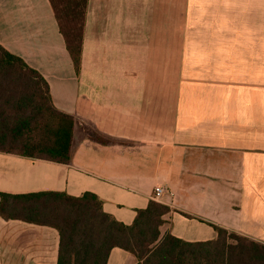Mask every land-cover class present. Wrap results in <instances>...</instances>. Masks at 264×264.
<instances>
[{"label":"crops","instance_id":"0c3cea01","mask_svg":"<svg viewBox=\"0 0 264 264\" xmlns=\"http://www.w3.org/2000/svg\"><path fill=\"white\" fill-rule=\"evenodd\" d=\"M0 44L82 134L68 163L0 151V191L91 192L124 224L155 200L160 237L264 243V0H86L77 69L48 0H0ZM58 246L0 216V264H56ZM135 263L120 247L106 262Z\"/></svg>","mask_w":264,"mask_h":264},{"label":"trees","instance_id":"16d2710c","mask_svg":"<svg viewBox=\"0 0 264 264\" xmlns=\"http://www.w3.org/2000/svg\"><path fill=\"white\" fill-rule=\"evenodd\" d=\"M77 69L81 16L86 0H48ZM74 115L56 108L45 78L0 44V151L70 162L82 137ZM166 204L150 200L124 224L102 209L94 193L0 191V216L47 225L59 234L56 264H106L110 250L133 254L135 264H264V243L213 225L216 237L186 241L160 237Z\"/></svg>","mask_w":264,"mask_h":264},{"label":"built area","instance_id":"2783aa9c","mask_svg":"<svg viewBox=\"0 0 264 264\" xmlns=\"http://www.w3.org/2000/svg\"><path fill=\"white\" fill-rule=\"evenodd\" d=\"M164 188L163 187H156L153 192V198L157 199L159 198L163 193H164Z\"/></svg>","mask_w":264,"mask_h":264}]
</instances>
